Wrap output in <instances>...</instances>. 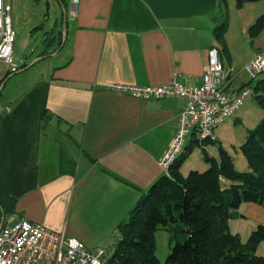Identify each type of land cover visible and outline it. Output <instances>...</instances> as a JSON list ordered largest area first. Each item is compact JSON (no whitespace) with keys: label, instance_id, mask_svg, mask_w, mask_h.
I'll use <instances>...</instances> for the list:
<instances>
[{"label":"crops","instance_id":"1","mask_svg":"<svg viewBox=\"0 0 264 264\" xmlns=\"http://www.w3.org/2000/svg\"><path fill=\"white\" fill-rule=\"evenodd\" d=\"M61 1L65 38L56 63L33 78L24 76L32 65L9 74L0 60V215L6 226L27 220L87 248L114 250L118 223L165 173L159 160L186 101L139 100L107 87L171 79L199 85L209 49L225 56L214 37L223 6L220 0ZM258 53L264 51L253 47L238 61L227 55L244 69ZM224 69L229 93L251 89ZM235 213L229 231L243 241L264 227L259 204L243 203ZM256 254L264 256V241Z\"/></svg>","mask_w":264,"mask_h":264},{"label":"trees","instance_id":"2","mask_svg":"<svg viewBox=\"0 0 264 264\" xmlns=\"http://www.w3.org/2000/svg\"><path fill=\"white\" fill-rule=\"evenodd\" d=\"M220 1L223 10L226 5ZM256 1L235 0V4L241 8ZM225 26L223 21L214 30L224 50ZM263 29L261 15L247 32L255 38ZM251 81L246 86L255 94L263 117L247 131L240 146L248 170L237 171L217 139L190 143L187 152L141 193L128 217L118 223L119 238L106 264H160L155 255V233L159 229L168 232L172 244L166 264H264V256L256 254L257 245L264 241V227L257 226L243 241L229 231L228 225L241 204L251 202L264 207V77L253 87ZM196 145L204 150L201 159L207 168L183 175L182 163ZM209 145L217 146V158L206 152Z\"/></svg>","mask_w":264,"mask_h":264},{"label":"built area","instance_id":"3","mask_svg":"<svg viewBox=\"0 0 264 264\" xmlns=\"http://www.w3.org/2000/svg\"><path fill=\"white\" fill-rule=\"evenodd\" d=\"M10 12V0H0V60L8 64L10 72H16L18 67L12 61L14 33ZM244 70L251 79H255L264 72V55L255 54ZM228 85L229 78L220 61L219 51L211 47L199 85H185L171 79L159 86L110 84L107 88L139 100L175 97L186 101L173 142L159 160V165L166 172L176 160V155L184 153L191 142L202 144L205 140H215V129L230 118L251 94L249 88L229 93ZM112 252L107 246L87 248L74 238L27 220L6 226L0 215V264H106Z\"/></svg>","mask_w":264,"mask_h":264},{"label":"rangeland","instance_id":"4","mask_svg":"<svg viewBox=\"0 0 264 264\" xmlns=\"http://www.w3.org/2000/svg\"><path fill=\"white\" fill-rule=\"evenodd\" d=\"M226 1L224 0L226 6L222 10V21L226 24L223 35L225 56L221 53L219 58L226 69L231 67L232 74L238 75L237 82H249L251 78L239 65L240 62L236 64H234L235 61H233L234 63L230 62L227 54L232 53L234 59L237 60L244 57L245 51H252L253 47L264 51V29L255 38H250L247 32L248 27L255 19L264 15V0L246 3L241 8L236 7L235 0ZM10 6L11 27L14 33L12 61L17 65L18 71L22 69L23 65L28 66L34 62L24 76L38 77L62 56V53L54 55L53 52H55L62 35L63 8L58 0H10ZM225 41H227V46ZM220 47L223 49L222 44ZM42 53H45L46 56L35 61ZM263 77L264 72L259 74L256 80ZM256 80L251 81V87ZM243 114L246 115L244 118L235 119ZM257 114L260 119L263 117V112L258 107L255 94L251 90V94L246 97L240 109L214 131L218 142L232 158L235 169L240 172L248 170L240 146L245 140L247 131L254 128L260 121L252 124L256 119H259ZM183 147L185 148V146ZM205 150L209 155L218 157L217 146L209 145ZM186 152L187 149L184 153ZM203 152L204 150L199 145L193 147L182 163L183 175H186L190 170L204 171L206 169V165L201 159ZM182 154L178 153L176 158H180ZM155 247V255L160 264H166L165 259L172 244L168 232L164 229H159L155 233Z\"/></svg>","mask_w":264,"mask_h":264},{"label":"water","instance_id":"5","mask_svg":"<svg viewBox=\"0 0 264 264\" xmlns=\"http://www.w3.org/2000/svg\"><path fill=\"white\" fill-rule=\"evenodd\" d=\"M58 1H59V3L61 4V6H62V8H63V11H62V18H63L62 43H63L64 38H65V9H64V6H63L62 1H61V0H58ZM46 5H47V3H46ZM53 54H55V53L53 52ZM44 57H45V56H40V57H38L35 61H38V60H40V59H42V58H44ZM33 63H34V62H33ZM33 63H31V64L28 65V66H25V68H23V70L26 69V68H29Z\"/></svg>","mask_w":264,"mask_h":264}]
</instances>
